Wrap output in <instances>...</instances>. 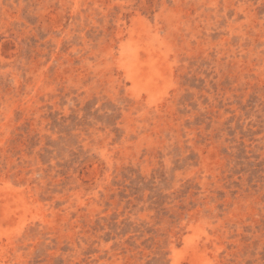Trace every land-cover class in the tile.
Masks as SVG:
<instances>
[{"label":"rangeland","instance_id":"374dc122","mask_svg":"<svg viewBox=\"0 0 264 264\" xmlns=\"http://www.w3.org/2000/svg\"><path fill=\"white\" fill-rule=\"evenodd\" d=\"M0 264H264V0H0Z\"/></svg>","mask_w":264,"mask_h":264}]
</instances>
